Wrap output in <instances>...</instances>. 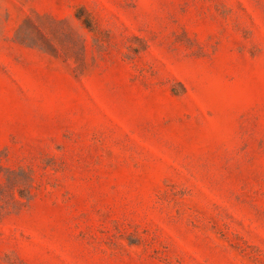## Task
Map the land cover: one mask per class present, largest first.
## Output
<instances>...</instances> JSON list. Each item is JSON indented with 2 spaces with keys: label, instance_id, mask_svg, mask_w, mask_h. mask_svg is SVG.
Here are the masks:
<instances>
[{
  "label": "rangeland",
  "instance_id": "1",
  "mask_svg": "<svg viewBox=\"0 0 264 264\" xmlns=\"http://www.w3.org/2000/svg\"><path fill=\"white\" fill-rule=\"evenodd\" d=\"M0 264H264V0H0Z\"/></svg>",
  "mask_w": 264,
  "mask_h": 264
}]
</instances>
